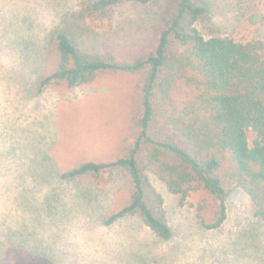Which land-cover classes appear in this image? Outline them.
<instances>
[{
  "label": "rangeland",
  "instance_id": "rangeland-1",
  "mask_svg": "<svg viewBox=\"0 0 264 264\" xmlns=\"http://www.w3.org/2000/svg\"><path fill=\"white\" fill-rule=\"evenodd\" d=\"M79 3L59 7L79 12ZM207 3L209 16L198 23L205 38L264 42V0ZM162 5L127 2L85 18L83 49L129 61L143 54L153 43ZM60 8L54 0H0V264L35 256L58 264H264V222L253 216L241 189L230 194L222 227L209 230L197 210L206 206L211 221L210 199L193 193L181 205L152 175L174 231L171 240H162L135 215L107 224L128 198L124 173L108 183L61 178L82 162L118 157L137 79L109 73L86 86L41 90L44 64L24 41L45 40ZM11 11H18V22ZM27 18L35 31L27 28Z\"/></svg>",
  "mask_w": 264,
  "mask_h": 264
},
{
  "label": "trees",
  "instance_id": "trees-1",
  "mask_svg": "<svg viewBox=\"0 0 264 264\" xmlns=\"http://www.w3.org/2000/svg\"><path fill=\"white\" fill-rule=\"evenodd\" d=\"M54 1L60 8L69 0ZM79 1L80 13L59 9L45 40L24 41L26 48L37 49L36 58L44 64L39 88H78L104 74L125 73L136 76V90L118 157L82 162L64 170L61 178L108 183L116 172L124 173L129 195L107 224L135 215L162 240L171 239L173 230L152 175L181 205L193 193L210 199L211 221L206 206L197 210L206 229L222 227L235 189L245 192L253 216L264 222V42L205 38L198 23L209 16L207 0ZM127 2L163 4L150 49L130 61L86 52L80 22ZM17 12L10 17L18 22ZM25 21L35 31L34 23ZM16 264L54 263L35 256Z\"/></svg>",
  "mask_w": 264,
  "mask_h": 264
},
{
  "label": "crops",
  "instance_id": "crops-1",
  "mask_svg": "<svg viewBox=\"0 0 264 264\" xmlns=\"http://www.w3.org/2000/svg\"><path fill=\"white\" fill-rule=\"evenodd\" d=\"M165 199V198H164ZM112 213V212H111ZM110 213V214H111ZM169 217V216H168ZM123 218H125V217H123ZM139 218V217H138ZM122 219V218H121ZM120 220V219H119ZM118 221V220H117ZM141 222H142V220H141ZM169 222H170V220H169ZM115 223V222H114ZM113 223V224H114ZM142 224H143V227L145 226L147 229H149L143 222H142ZM112 225V224H111ZM170 225H171V223H170ZM172 227V226H171ZM150 230V229H149ZM172 230H173V228H172ZM151 231V230H150ZM151 232H153V231H151ZM154 233V232H153ZM174 236V231H173V235H172V237ZM172 237H171V239H172ZM171 239H169V240H171ZM142 245H143V243H142ZM47 259H49V258H47ZM50 261H52L54 264H58L59 262H56V261H54V260H52V259H49Z\"/></svg>",
  "mask_w": 264,
  "mask_h": 264
}]
</instances>
